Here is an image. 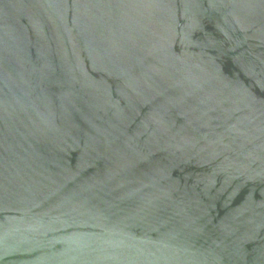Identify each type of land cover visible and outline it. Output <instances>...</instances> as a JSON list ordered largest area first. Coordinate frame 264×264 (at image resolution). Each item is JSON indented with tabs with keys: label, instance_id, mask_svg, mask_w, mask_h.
Returning <instances> with one entry per match:
<instances>
[{
	"label": "water",
	"instance_id": "1",
	"mask_svg": "<svg viewBox=\"0 0 264 264\" xmlns=\"http://www.w3.org/2000/svg\"><path fill=\"white\" fill-rule=\"evenodd\" d=\"M0 264H264V0H0Z\"/></svg>",
	"mask_w": 264,
	"mask_h": 264
}]
</instances>
